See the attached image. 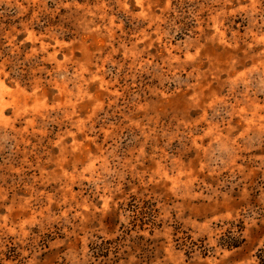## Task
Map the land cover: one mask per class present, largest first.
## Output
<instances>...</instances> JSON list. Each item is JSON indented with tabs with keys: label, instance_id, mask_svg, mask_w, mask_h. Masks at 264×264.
<instances>
[{
	"label": "rangeland",
	"instance_id": "1",
	"mask_svg": "<svg viewBox=\"0 0 264 264\" xmlns=\"http://www.w3.org/2000/svg\"><path fill=\"white\" fill-rule=\"evenodd\" d=\"M261 260L264 0H0V264Z\"/></svg>",
	"mask_w": 264,
	"mask_h": 264
},
{
	"label": "trees",
	"instance_id": "2",
	"mask_svg": "<svg viewBox=\"0 0 264 264\" xmlns=\"http://www.w3.org/2000/svg\"><path fill=\"white\" fill-rule=\"evenodd\" d=\"M261 263L263 264V263H264V261H263V260H261Z\"/></svg>",
	"mask_w": 264,
	"mask_h": 264
}]
</instances>
